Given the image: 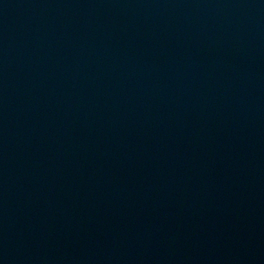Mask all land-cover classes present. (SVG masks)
I'll list each match as a JSON object with an SVG mask.
<instances>
[{
  "label": "water",
  "instance_id": "obj_1",
  "mask_svg": "<svg viewBox=\"0 0 264 264\" xmlns=\"http://www.w3.org/2000/svg\"><path fill=\"white\" fill-rule=\"evenodd\" d=\"M0 264H264V0H0Z\"/></svg>",
  "mask_w": 264,
  "mask_h": 264
}]
</instances>
